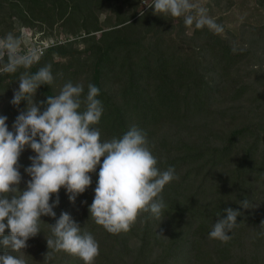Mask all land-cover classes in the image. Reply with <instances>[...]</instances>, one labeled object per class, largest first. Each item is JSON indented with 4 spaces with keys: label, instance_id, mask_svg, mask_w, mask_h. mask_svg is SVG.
Returning <instances> with one entry per match:
<instances>
[{
    "label": "trees",
    "instance_id": "obj_1",
    "mask_svg": "<svg viewBox=\"0 0 264 264\" xmlns=\"http://www.w3.org/2000/svg\"><path fill=\"white\" fill-rule=\"evenodd\" d=\"M0 1L2 5L8 0ZM90 1L69 4L68 0H23L25 19L32 15L36 21L47 22L49 28L59 24L73 32L76 24L85 36L81 38L83 50H73L77 42L51 45L27 70L35 73L40 67L52 65L53 83L41 85L34 99L39 102L59 94L67 82L82 84L85 95L89 83L96 85L104 111L92 127L99 129L101 141L120 138L131 126H137L154 146L151 151L157 167H174L179 179L167 184L160 194L167 208L159 218L142 212L130 230L111 234L90 217L97 166L94 173H89L92 184L74 203L66 190L60 189V203L53 209L56 219L61 212L72 216L75 208L84 205L82 230L89 231L99 244L93 264H264V120L240 124L224 134L205 125L199 138L171 144L167 136L159 138L163 127L186 125L211 110L221 82L239 63L232 42L207 27L186 26L183 16L168 19L164 13L154 14V8L138 13V5L132 12H117L116 25L106 30L92 8L98 0ZM257 4L264 11V0H257ZM2 13L0 10V17ZM55 57L60 60L56 62ZM23 71L0 74V116H7L10 131L27 106L26 101H21L18 108L10 103ZM236 82L234 78L228 82L233 90ZM243 89L237 91L238 96ZM34 155L26 147L19 158L21 190L30 179L24 169ZM55 198L53 194L52 200ZM245 198L254 208L240 207ZM229 207L242 213L237 217L239 226L228 233L232 238L227 243L210 239L217 214L226 217L224 210ZM41 220V232L27 241V248L12 254L22 256L26 264H84L78 256L63 251L49 250L51 256L45 258V237L51 235L48 224H54L55 219L42 216ZM3 251L0 246V254Z\"/></svg>",
    "mask_w": 264,
    "mask_h": 264
},
{
    "label": "clouds",
    "instance_id": "obj_2",
    "mask_svg": "<svg viewBox=\"0 0 264 264\" xmlns=\"http://www.w3.org/2000/svg\"><path fill=\"white\" fill-rule=\"evenodd\" d=\"M148 7L154 8V14L183 16L188 27H207L215 34L224 31L223 25L208 15V9L194 0H152ZM41 55L38 47L23 49L22 38L11 32L0 38V74L25 69L10 103L18 108L21 101L27 102L11 131L7 116H0V246L4 249L0 264H26L22 256L12 253L27 248V241L41 232L42 216L55 219L54 224H48L51 235L45 237V258L51 256L49 250L63 251L78 256L84 264H93L99 255L94 236L82 230L67 212H61L56 219L53 209L60 203V189L64 188L74 203L92 184L89 173L99 166L90 217L107 232L118 234L130 230L142 212L159 218L167 208L160 194L179 177L172 166L166 170L157 167V158L151 151L154 146L137 126H131L120 138L101 141L99 129L92 127L99 123L104 111L97 99L100 89L96 85L89 83L85 95L82 84L67 82L59 94L37 102V89L54 81L51 64L35 73L27 71ZM26 147L35 155L29 157L31 164L24 169L30 179L21 190L18 161ZM240 207L254 208L247 198L240 201ZM224 211L226 217L217 214L209 238L227 243L232 238L228 233L239 226L237 217L242 213L230 207Z\"/></svg>",
    "mask_w": 264,
    "mask_h": 264
},
{
    "label": "rangeland",
    "instance_id": "obj_3",
    "mask_svg": "<svg viewBox=\"0 0 264 264\" xmlns=\"http://www.w3.org/2000/svg\"><path fill=\"white\" fill-rule=\"evenodd\" d=\"M77 1L79 0H68L69 4ZM106 1L102 3L100 0L95 1L92 6L100 18L102 27L106 30L116 25L117 12L121 14L132 12L138 5L136 11L143 13L149 9L148 5L152 4V0H147L146 5L142 3V0L140 3L137 0ZM93 2L94 0L90 1L91 4ZM194 2L206 7L208 15L216 23L223 25L224 31L221 34L230 39L240 59L230 77H225V80L221 82L222 88L218 100L208 113L192 118L186 122V125L163 127L159 138L167 136L166 139L170 141V144L173 141L199 138L198 135L205 129L203 128L205 125L210 130L224 134L240 124L264 120V11L257 4V0H221L220 4L214 0H194ZM19 7H21L20 10H18ZM23 8V0H8L0 5V10L3 11L0 17V38L11 32L22 38L25 50L31 47L40 49L41 46L47 44L75 42L77 43L73 48L74 51H81L85 48L81 42V38L85 36L78 30L76 24H74L76 28L74 32L59 24H54L53 28H49L47 22L36 21L32 15L30 19H25ZM15 12L19 13L15 15ZM166 15L168 19L178 18ZM191 32V29L188 30V35ZM81 35L82 37L77 38ZM55 58L56 62L60 60L59 57ZM231 78L237 81L234 84L236 86L234 90L228 83ZM240 89H243V92L238 96L237 91ZM71 215L72 219H76L82 227L86 215L84 205L75 208Z\"/></svg>",
    "mask_w": 264,
    "mask_h": 264
},
{
    "label": "built area",
    "instance_id": "obj_4",
    "mask_svg": "<svg viewBox=\"0 0 264 264\" xmlns=\"http://www.w3.org/2000/svg\"><path fill=\"white\" fill-rule=\"evenodd\" d=\"M142 3H143L144 5H146V4L148 3V1H147V0H143ZM50 46H51V45H49V44L41 46L40 49H41L42 54H43V52L45 51V49L49 48Z\"/></svg>",
    "mask_w": 264,
    "mask_h": 264
}]
</instances>
